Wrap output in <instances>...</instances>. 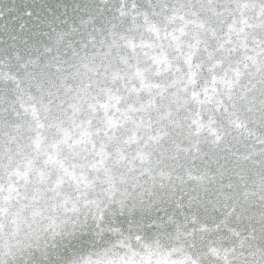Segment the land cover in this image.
Instances as JSON below:
<instances>
[{"label":"clouds","instance_id":"obj_1","mask_svg":"<svg viewBox=\"0 0 264 264\" xmlns=\"http://www.w3.org/2000/svg\"><path fill=\"white\" fill-rule=\"evenodd\" d=\"M0 264H264V0H0Z\"/></svg>","mask_w":264,"mask_h":264}]
</instances>
